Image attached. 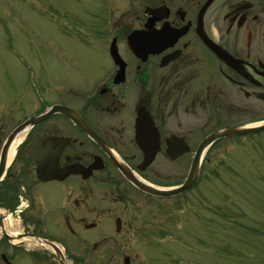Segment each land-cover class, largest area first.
<instances>
[{"label": "flooded vegetation", "instance_id": "af4514ba", "mask_svg": "<svg viewBox=\"0 0 264 264\" xmlns=\"http://www.w3.org/2000/svg\"><path fill=\"white\" fill-rule=\"evenodd\" d=\"M92 22L84 53L71 60L73 69L85 65L78 70L83 83L53 82L35 107L71 108L92 137L59 112L25 133L0 177V264H24L28 252V264H122L126 254L118 252L131 249L128 240L153 234L144 208L176 200L142 192L119 167L156 184L178 179L181 157L212 129L243 121L244 111L260 104L254 113L264 114V0H128ZM134 30L143 35L128 42ZM15 102L5 110L0 99V147L23 118ZM137 136L158 141L142 169ZM42 137L45 169L67 175H36L29 155ZM180 144L189 150L170 158L168 149ZM7 231L31 245L9 243ZM131 263L141 264L137 254Z\"/></svg>", "mask_w": 264, "mask_h": 264}, {"label": "rangeland", "instance_id": "374dc122", "mask_svg": "<svg viewBox=\"0 0 264 264\" xmlns=\"http://www.w3.org/2000/svg\"><path fill=\"white\" fill-rule=\"evenodd\" d=\"M125 1L0 0V95L18 94L21 111L32 105L25 99L33 98L35 87L41 92L55 81L79 83L78 70L85 65L70 72L64 58L78 57L77 41L91 36L87 22L98 11ZM10 103L5 99V110ZM261 107L245 110L241 119L264 118L263 112L254 113ZM182 158L180 179L189 156ZM206 159L202 182L190 194L170 207L158 201L144 208L153 235L125 243L131 249L146 246L143 264H264V131L225 138Z\"/></svg>", "mask_w": 264, "mask_h": 264}, {"label": "water", "instance_id": "95a60500", "mask_svg": "<svg viewBox=\"0 0 264 264\" xmlns=\"http://www.w3.org/2000/svg\"><path fill=\"white\" fill-rule=\"evenodd\" d=\"M63 112L67 113V115L73 116L72 113L69 110H64ZM47 115V113H42L41 115L37 116V118H40V116H45ZM73 119L80 124L79 120L76 119L73 116ZM36 119L30 118L27 121H25L23 124H21L18 128H16L14 130V132L12 133V135L8 138V141H11V139L18 134L19 132H21L22 130H24L25 128H27V126H29V124H31V122H33ZM264 129V122H260V123H256V124H251V125H237V126H223L217 130H214L209 136H207L200 144L199 149L197 151V153L195 154L189 175L187 177V179L185 180V182L180 185L179 187H176L174 189L171 190H163V189H159L158 187H154L150 184H148L147 182L144 181H139L137 179H134L133 177H131L132 181L137 184L140 188L146 190V191H150L156 194H161V195H166V194H172L175 192H179L180 190H183L187 187H189L194 180L196 179L197 176V166H198V161H199V157L201 154V151L204 150L205 147H207L213 140L219 138V137H223V136H229V135H233V134H245V133H251V132H256V131H260ZM153 152L154 149H152V153L149 155L145 156V161L149 162L152 158H153Z\"/></svg>", "mask_w": 264, "mask_h": 264}]
</instances>
